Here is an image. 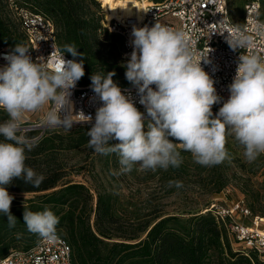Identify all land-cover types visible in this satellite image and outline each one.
<instances>
[{"label":"clouds","instance_id":"clouds-1","mask_svg":"<svg viewBox=\"0 0 264 264\" xmlns=\"http://www.w3.org/2000/svg\"><path fill=\"white\" fill-rule=\"evenodd\" d=\"M225 32L229 47L241 54L228 85L230 96L214 114L213 105L222 98L201 60L195 58V41L189 34L159 22L133 27V50L123 66L147 116L113 81L114 72L93 73L91 88L102 106L96 109L95 121L87 131L88 147L100 155L117 154L121 173L131 172L136 165L153 172L179 168L183 157L177 145L201 166L218 165L229 158L228 137L243 148L247 162L264 155V54L257 51L258 39H264V22H256L251 29L237 24L218 33ZM77 49L75 44L65 45L51 66L44 59L33 61L29 49L21 44L3 57L7 64L0 67V109L9 118L0 123V214L7 216L9 228L17 220L10 211L14 197L8 186L20 179L38 188L45 179L25 163L26 151L32 150L36 139L22 128L26 114L50 104L41 125L65 131L79 123L75 116L84 115L73 114L70 100L71 90L85 75L84 56ZM65 53L73 59H65ZM61 112L66 114L61 116ZM85 117L92 122L91 115ZM113 140L118 143H110ZM173 185L183 187L180 181H170L169 187ZM23 221L29 232L42 239H57L59 217L50 209H24Z\"/></svg>","mask_w":264,"mask_h":264},{"label":"trees","instance_id":"trees-1","mask_svg":"<svg viewBox=\"0 0 264 264\" xmlns=\"http://www.w3.org/2000/svg\"><path fill=\"white\" fill-rule=\"evenodd\" d=\"M14 1L52 19L58 48L64 51L65 45L75 44L77 51L83 53L85 73H116L117 68L103 57L116 46L114 40L107 43L97 33V0ZM111 36L107 32V37ZM16 44L25 46L24 33L11 12L9 0H0V46L13 49ZM66 54L73 59L70 53ZM75 59L79 61L81 57ZM91 125H80L68 132L51 129L35 140L31 151H26V165L45 179L38 188L20 179L8 186V191L41 193L27 198V204L20 207L12 201L10 211L17 220L14 228H9L7 216L0 214V255L12 249L9 246L16 232L26 240L36 238L24 224V209L37 212L48 208L59 217L57 227L65 228L67 236L62 235L72 246L73 264H254L251 256L233 250L224 224L210 210L189 212L188 216L156 215L150 222L136 223L117 213L111 194L93 188L94 202L92 188L72 179L74 170L63 155L88 144ZM27 135L33 137L36 133L31 130ZM171 170L175 172L177 168ZM170 181L167 179L166 183Z\"/></svg>","mask_w":264,"mask_h":264},{"label":"built area","instance_id":"built-area-1","mask_svg":"<svg viewBox=\"0 0 264 264\" xmlns=\"http://www.w3.org/2000/svg\"><path fill=\"white\" fill-rule=\"evenodd\" d=\"M263 4L264 0H249L244 4L240 17L234 18L228 0L146 1L142 6L140 16L134 14L106 18L107 22L104 26L109 32L119 36L121 57L125 60L130 59L133 50L131 44L133 27H151L159 22L188 33L195 41V58L198 61L201 60V67L214 80L217 94L222 98L221 103L213 105L212 111L217 113L223 102L230 96L228 85L236 74L238 57L241 54V50L233 51L229 47L226 41L227 32L223 35L218 32L230 30L237 24L245 29H251L256 22H264L261 18ZM9 7L24 33L25 47L29 49V55L33 61L44 59L51 66L52 62L64 52L57 46L56 31L52 19L41 11L14 0H9ZM11 50L8 47L0 46V67L7 64L3 57ZM257 51L264 54V39H258ZM64 56L65 59H72L66 53ZM202 59H207L208 62L205 63ZM118 86L125 95H130L135 106L147 115L144 106L139 104L137 88L134 85ZM152 87L155 88V85ZM71 93L73 114L83 112L85 116L93 117L92 122L88 123L84 115H77L74 119L79 123L76 124L94 123L96 109L102 106V102L92 91L91 83L84 84L78 81ZM50 107L49 104L47 111ZM65 114L61 112V116ZM44 115L39 121L22 128L29 129V131L38 130L33 136L38 139L51 130L40 123ZM206 210L212 211L224 224L228 235L234 240V243H231L233 250L249 257L250 254H256L264 260V224L258 221V219L261 221L264 218L255 216L250 223H246L244 218L249 216L251 211L242 201L230 206L213 203ZM0 264H73L72 246L57 231L55 242L39 237L30 246L12 248L0 255Z\"/></svg>","mask_w":264,"mask_h":264},{"label":"rangeland","instance_id":"rangeland-1","mask_svg":"<svg viewBox=\"0 0 264 264\" xmlns=\"http://www.w3.org/2000/svg\"><path fill=\"white\" fill-rule=\"evenodd\" d=\"M104 0H97L98 12L96 17L99 20L100 27L97 31L99 37L105 42L110 43L114 40L115 50L111 54L104 55L108 58L110 65L115 66L117 71L113 81L120 86H130L126 77L127 60L121 57V41L118 35L112 33L111 37H107L109 32L104 24L107 18L114 16L111 12L106 13V7L102 5ZM110 3L116 0H107ZM155 1V0H146ZM249 0H228L232 16L240 17L243 6ZM261 18L264 21V4L261 12ZM99 62H102L100 60ZM99 74L98 71L85 73L79 80L80 82L91 83V76ZM49 105H45L42 109L34 113H27L22 123V127L39 121L47 111ZM215 114V112H213ZM147 116V115H145ZM9 117L6 112L0 109V123ZM80 125L75 124L70 131L76 130ZM58 130L65 131L63 128ZM35 133L38 130H34ZM68 132V131H65ZM173 142L178 143L174 138H170ZM110 143H118V141H110ZM181 155L187 159L183 162L177 171L157 169L153 171H145L136 165L129 173H121L119 157L112 153L109 155H100L94 152L88 144L74 149L67 150L63 153L68 165L73 168L71 177L76 182H82L92 188L94 193V202L96 200L95 190L107 192L111 194L115 200L117 213L124 219H129L136 223L150 222L156 215L178 214L180 216H188L189 212L203 211L210 204L231 205L242 201L250 208L251 214L244 218L246 223L258 216L264 218V155L252 163H249L243 157V148L238 145L233 137H228L226 148L229 152V158L222 163L205 167L194 162L190 152H185L179 148ZM172 171V172H171ZM78 172V173H75ZM168 174V175H167ZM171 175V176H169ZM167 176L166 178H164ZM167 179L172 181H180L182 188H176L174 185L169 187ZM171 188L173 189L172 191ZM219 189V191H217ZM14 197L15 206L20 207L27 204L26 199L34 197L36 193H22L9 191ZM264 224V219L261 221ZM61 234H65L63 226L57 227ZM67 236V235H66ZM229 236V235H228ZM34 240H26L25 237H18L16 232L13 243L10 248L26 247L33 243ZM231 243H234L230 237ZM31 242V243H30ZM232 246V244H231ZM254 264H264V260L256 254H251ZM235 264H242L236 262Z\"/></svg>","mask_w":264,"mask_h":264},{"label":"bare ground","instance_id":"bare-ground-1","mask_svg":"<svg viewBox=\"0 0 264 264\" xmlns=\"http://www.w3.org/2000/svg\"><path fill=\"white\" fill-rule=\"evenodd\" d=\"M146 0H116L113 3L104 0L102 5L106 7V13L110 14L113 12L115 15L113 17H125L131 15H141L142 6L145 4ZM107 18V16H106ZM108 19V18H107Z\"/></svg>","mask_w":264,"mask_h":264}]
</instances>
